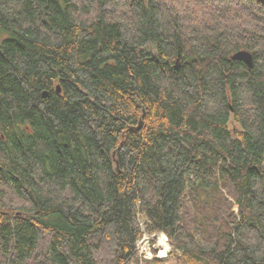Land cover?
Instances as JSON below:
<instances>
[{
  "label": "trees",
  "instance_id": "16d2710c",
  "mask_svg": "<svg viewBox=\"0 0 264 264\" xmlns=\"http://www.w3.org/2000/svg\"><path fill=\"white\" fill-rule=\"evenodd\" d=\"M145 231L264 264V0H0V264H165Z\"/></svg>",
  "mask_w": 264,
  "mask_h": 264
},
{
  "label": "built area",
  "instance_id": "2783aa9c",
  "mask_svg": "<svg viewBox=\"0 0 264 264\" xmlns=\"http://www.w3.org/2000/svg\"><path fill=\"white\" fill-rule=\"evenodd\" d=\"M142 260L166 259L173 250L169 237L165 232H144L137 243Z\"/></svg>",
  "mask_w": 264,
  "mask_h": 264
},
{
  "label": "water",
  "instance_id": "95a60500",
  "mask_svg": "<svg viewBox=\"0 0 264 264\" xmlns=\"http://www.w3.org/2000/svg\"><path fill=\"white\" fill-rule=\"evenodd\" d=\"M232 58L235 59V60H240V61L245 62L248 65L249 68L253 67V56H252V53L250 51H248V50H239V51H237L236 53H234L232 55ZM57 90H58V92L61 91L59 85L57 86ZM48 94H49L48 90H45L43 92V96L44 97H47ZM140 124H141V121H140Z\"/></svg>",
  "mask_w": 264,
  "mask_h": 264
},
{
  "label": "rangeland",
  "instance_id": "374dc122",
  "mask_svg": "<svg viewBox=\"0 0 264 264\" xmlns=\"http://www.w3.org/2000/svg\"><path fill=\"white\" fill-rule=\"evenodd\" d=\"M229 200L232 202L233 204V211L235 213H238V205L237 203L232 199V197H230V195H228ZM139 222L141 223V226L143 225L144 222V217L143 215L140 216V220ZM144 231V230H143ZM144 233V232H143ZM151 234V233H150ZM143 235V234H142ZM141 261V260H140ZM146 260H142L141 262H145ZM165 264H177V260H176V256L170 255L167 257Z\"/></svg>",
  "mask_w": 264,
  "mask_h": 264
},
{
  "label": "bare ground",
  "instance_id": "6f19581e",
  "mask_svg": "<svg viewBox=\"0 0 264 264\" xmlns=\"http://www.w3.org/2000/svg\"><path fill=\"white\" fill-rule=\"evenodd\" d=\"M44 92V91H43ZM63 95V94H62ZM142 260V259H141Z\"/></svg>",
  "mask_w": 264,
  "mask_h": 264
}]
</instances>
